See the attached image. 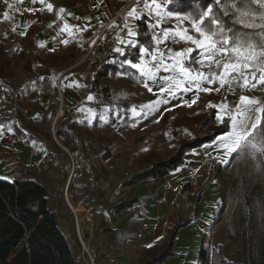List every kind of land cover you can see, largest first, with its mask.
Segmentation results:
<instances>
[{
  "label": "crops",
  "instance_id": "1",
  "mask_svg": "<svg viewBox=\"0 0 264 264\" xmlns=\"http://www.w3.org/2000/svg\"><path fill=\"white\" fill-rule=\"evenodd\" d=\"M8 2L13 3L15 7L9 9L5 0H0V43L12 50L5 73L10 80H13L11 77L13 70V65H11L12 57L15 55L17 58H21L20 65L24 67V75L28 74L29 79L28 83L24 85L25 95L28 94L30 96H26V100H38L43 105L48 103L49 95L43 92V85H39L36 81L42 77H51L57 82V77L60 76L61 80L58 82V89L63 90L66 110L74 107L75 120L79 122V119H81L80 121L86 124L88 123L87 117L79 118L80 113H83L80 109L91 108L97 115L99 113L98 110L105 107L108 109L109 115V105H114L117 101H124L129 95L132 97V103L129 107H115L114 109L116 119L119 117L121 121L122 118L127 117L131 119L130 123L124 126L121 121L122 126L120 129H114V131L111 130L109 132L102 131L101 135L96 134L98 140L106 138L108 143L101 145L92 144L90 147L87 136H85V133L83 134L88 146L87 157L89 166L96 172V176L93 178L96 186L92 194L94 199H91L88 205L76 201V204H80L76 206L75 204L72 205L69 196L65 193L68 197L70 209L76 214L78 219V235L87 247L94 264H135L143 257L145 250L163 242L166 231L174 225V215L177 209L181 212V218L193 215V219L191 223L179 229L172 248L174 254L164 259L160 264H212V250L219 245L223 246L222 251L225 258L229 261L234 260L237 256V244L225 236L222 223L210 229L214 208L221 196L218 183L213 181L208 184L195 210L193 208L188 210L186 207L191 204V198L188 195H191L195 187L203 183L207 178L212 158L219 162H221V158L228 160L229 157H223V151L216 146L218 138L224 133L219 134L212 141L186 152L182 164L170 174L161 178L146 177L135 187L124 184L132 173L146 167L145 160L152 152L159 154L168 152L171 140L179 134L178 121H176V125L171 126L174 134L166 133L169 128L165 127L155 141L149 142L145 139L141 142H136V138L139 135L148 131H138L135 134L133 133L130 138L128 137L133 132L131 129L133 124L136 123L137 125V123L145 119L143 116L133 117L131 108L146 104L160 97L168 101L176 100L172 107L163 106L159 114L160 117L164 112H167L166 116L172 115V113H175L174 109H177L180 104L192 97L194 92L191 90L178 91L175 96H168L165 93L161 97L158 86L162 83L160 77L173 75L172 72H164L162 69L157 73V83L147 81L143 77L142 81L134 83L131 78H128L121 71H116L114 74L107 73L102 76L97 87L92 86V72L97 64L94 58V47L98 42L102 41L104 32L109 30L114 32L112 52L117 53L115 51L116 47L124 48L126 44H118L117 37L125 40L132 39L127 36V29L124 28V18L131 8L136 7L139 14L137 18H128L127 20L129 26L134 30L137 25V19L142 13H145L149 17L147 25L151 34L154 33L162 38L165 31L170 33L169 38L158 46L159 50L165 53V60L169 64L172 63L171 60L167 59L169 49L177 52L188 48V43L180 40L174 34L181 29L191 28L190 21L176 19L177 16L181 18L184 16L168 11L164 0H157V3L161 5L162 16L159 24L154 29L152 26L156 25L157 22L155 12H149L148 9L144 8L143 2L138 4L137 0H103V2L101 0H45L44 4L39 3L38 0L36 3H30L28 0H25L24 3H19L18 0H8ZM47 3L53 5V11L49 12L47 10ZM148 3L151 4V0H148ZM60 8L65 9V13L62 16L57 14ZM4 13H8L10 17L8 20L4 19ZM167 13H172L173 15L168 16ZM65 21L72 26L73 34L60 33V27L63 26ZM113 25H116V27H110ZM77 26L79 28L87 26V31H77ZM120 31L124 32V36H120ZM21 32L26 34L21 35ZM62 40H67L68 43L65 45L61 42ZM92 41H95V43H92ZM41 43H43V47L39 46ZM156 47L154 42L151 51H155ZM185 63L190 68L189 62L186 61ZM233 75H236L237 78H242L236 73H233ZM13 81L16 85V91L21 94L16 81ZM145 83H148L153 88L152 92H149L144 87ZM124 86L127 93L121 99ZM230 90L231 88L227 89L223 99L224 101L228 98L231 99L230 102L232 104L228 111H232V106L238 102L239 97L242 95L264 101V84H260L254 89L238 86L236 93L234 92L233 95H231ZM88 95H92L94 100L88 101L86 99ZM25 103L26 101L22 102V104ZM13 108L14 102L9 97L6 100L5 98L0 100V115L8 116L12 114ZM28 108L36 111L31 106H28ZM116 109L117 111L115 112ZM217 110L219 111V109ZM27 115L26 113V118ZM155 120L157 121V118ZM91 122L96 126L95 122H98L97 125H99L100 121L95 117ZM213 124H220L215 116ZM9 127L8 125H0V132L3 133L2 138H0V176L18 163L34 168L39 179L46 186L49 208L60 212L57 224L69 240L76 263L89 264V257L80 253L81 243L76 239L75 234L71 232V227L67 226L65 218L62 216L64 211H62L60 204V190L64 184V178H62L63 170L59 168L57 175L53 173L58 166L55 158L48 170L41 169L38 163L45 160L43 146L38 145V142L36 143V141L31 139L22 140L18 138L12 129L8 131ZM81 129L83 130L84 128L81 127ZM138 129L140 130L141 128ZM56 138L58 139V137ZM161 141L165 144L164 149H161L163 147ZM126 144L132 145L130 150ZM95 149L101 150V153L96 154ZM126 153H129L130 157ZM71 160L73 161L72 156ZM131 165H141L140 167L142 168H132L129 172ZM102 166L109 169V174L97 176L99 173L98 169L102 168ZM66 167L67 173L69 166L67 165ZM72 169L73 171L75 169L79 171V168L74 165ZM39 170L42 171V175ZM70 174L71 172L66 176L67 181L72 178V176L69 178ZM44 176H46V179H44ZM47 180L51 182V185L46 182ZM185 183L189 184L187 195L182 199H178V192ZM152 187L156 188L157 194L153 199H148L147 204L143 208L136 205L132 209H122L118 213H113L112 210L107 209V207L115 204L128 194L133 196L147 195V192ZM76 210H83L81 223L78 218L80 214ZM133 227L139 229L138 236L128 239L124 244L114 246L113 230H127ZM107 228L110 230H107ZM202 246L206 251L203 261L200 260V249Z\"/></svg>",
  "mask_w": 264,
  "mask_h": 264
},
{
  "label": "trees",
  "instance_id": "2",
  "mask_svg": "<svg viewBox=\"0 0 264 264\" xmlns=\"http://www.w3.org/2000/svg\"><path fill=\"white\" fill-rule=\"evenodd\" d=\"M166 9L181 16L193 17L205 10L211 2L214 12L220 17L225 28H231L237 33H246L251 38L252 43L261 42L259 29L244 28L237 23L239 11L245 10L244 4L248 0H222V4L227 8V15L224 10L216 6L214 0H164ZM235 4L236 8L232 5ZM251 11L259 13L264 11L256 4H248ZM149 17L142 13L137 19L135 30L139 36L135 39L139 44H143L153 49L154 41H151V32L148 29ZM190 21V19H189ZM259 23L260 21H256ZM147 33V35L145 34ZM114 32L106 30L102 41L94 47V58L97 64L92 72V86L98 85L102 76L107 73L114 74L121 71L134 83L140 82L143 78L137 70L131 69L126 60L137 62V48H132L127 44L124 46L125 54H117L113 51L112 38ZM231 35V33H229ZM12 50L0 43V89H6L10 100L14 102V111L8 116L0 115V125H8L22 140H34L41 143L45 152V160L38 163L41 169L48 170L53 164L56 153L51 149L49 143L39 140L35 133L26 129L24 121L28 106L34 108L40 114V120H47L49 108L56 109L58 100L54 89L56 80L51 77L37 79V83L43 85V92L49 95L48 107L38 100H26V96L16 91V85L10 80L5 70L9 62ZM114 58V59H113ZM113 59V61H111ZM215 67V72L219 71ZM227 87L221 89L218 100H211V105L198 110L193 116V134L185 137L178 134L171 140L170 150L164 153L152 152L146 158V167L132 173L125 181V185L135 187L146 177H164L179 167L184 159V154L194 147H199L206 142L212 141L226 129L222 124L214 125V115L218 112V101L223 100ZM214 97V94H206ZM217 95H215L216 97ZM25 104H22V102ZM132 103L131 95L124 101H117L110 106L107 125L115 123V107L127 108ZM75 108L66 110L65 116L57 119L53 133L59 138L62 145L73 157L74 166L79 168L81 174L86 175L90 171L87 157V141L83 137V130L79 122L74 118ZM164 112L160 117L159 124L152 130L141 134L136 138V142L147 139L155 141L165 129ZM227 119V117H226ZM131 119L122 118L124 126L130 123ZM98 122H95L97 125ZM255 143L258 147H264V114H262L261 125L254 131ZM53 146L60 150L58 143L53 141ZM100 154L101 150H94ZM227 163H222L212 158L210 170L203 183L196 186L193 193L188 195L191 204L187 209L195 210L200 202L203 191L209 183L216 181L221 192L220 199L214 208V216L211 220L210 229L222 223L225 236L235 241L237 244V256L229 261L223 254V246L214 248L212 264H264V153L260 151H246L238 155L233 154ZM67 170L66 176L70 172ZM10 178L0 176V264H77L72 254L69 240L60 226L57 218L60 212L51 210L48 206L47 190L44 182L38 177L37 171L32 167L21 165L13 166L8 171ZM77 174L73 171L72 178ZM87 185L85 183H75V200L84 203L87 196ZM189 184L185 183L178 192V199L187 195ZM156 188H150L147 195L133 196L128 194L119 199L115 204L107 207L113 213H118L122 209H132L138 205L143 208L148 199L156 196ZM193 215L181 218L179 209L174 215V225L165 233V239L160 245L149 247L143 253V257L135 264H160L167 257L174 254L172 251L177 232L180 228L191 223ZM107 230H110L107 228ZM114 246L124 244L128 239L136 238L139 229L136 227L127 230H113ZM200 260L203 261L206 251L203 246L200 249Z\"/></svg>",
  "mask_w": 264,
  "mask_h": 264
},
{
  "label": "snow or ice",
  "instance_id": "3",
  "mask_svg": "<svg viewBox=\"0 0 264 264\" xmlns=\"http://www.w3.org/2000/svg\"><path fill=\"white\" fill-rule=\"evenodd\" d=\"M19 3H24L25 0H18ZM30 3H36L37 0H28ZM39 3L44 4L45 0H38ZM103 2V0H101ZM143 2L144 8L149 12H155L157 17L156 25H153L154 29L160 22L162 13L160 11L161 5L157 3V0H151V4L148 0H137V3ZM7 7L12 9L15 7L13 3H9L5 0ZM216 6H219L224 10L227 15V8L222 4V0H214ZM248 4H256L259 9L264 10V0H248V3L244 4V9L239 11V18L237 23L241 24L244 28L259 29V35L264 38V11L259 13L253 12L249 9ZM236 8V5H232ZM46 8L49 12L53 11V5L51 3L46 4ZM31 10V9H29ZM65 13V9L60 8L58 15L62 16ZM4 19L8 20L10 17L8 13H4ZM69 15H71L69 13ZM138 11L136 7L131 8L126 16L124 28L127 29V36L132 39H123L117 37V42L120 45L127 44L132 48H137L139 42L135 39L139 36V32L134 30L127 23L128 18H137ZM168 16H172V13H167ZM178 20H189L191 23V30L197 35L190 34L189 29L184 28L175 32V36L180 40L195 45V49L189 47L182 51L173 52L171 49L168 51L167 59L171 60L169 64L165 60V53L159 50V45L164 43L170 36L168 31L163 33V37H159L156 34L151 35V41L155 42L156 50L150 51L149 47L139 44L137 52V62L133 60H126L125 63L131 68L137 70L139 75L145 78L147 81L157 83V73L161 71L172 72L171 76L160 77L161 84H159V92L161 97L167 93L168 96H175L178 91H190L194 86L197 91L211 92L219 91L220 88H231L234 82L239 83L242 88H256L260 84H264V39L259 43H252L251 38L246 33L234 32L231 28H225L222 24L220 17L214 12L211 2L205 7V10L199 12L193 17L185 16L183 18L177 16ZM256 21H260L257 23ZM51 27V25H49ZM58 27H60L58 25ZM116 27V25L110 26ZM77 31H87V26L79 28ZM15 31V29H13ZM73 34L72 26L66 21L63 26L60 27V33ZM231 33V35H229ZM21 35L26 33L21 32ZM147 35V33H145ZM65 45L67 40H62ZM95 43V41H92ZM43 47V43L39 45ZM195 50H200L201 59L195 60L194 63L205 65L209 67V73L205 74L198 69L193 70L186 66V61L191 59V53ZM115 51L121 55L125 54V50L122 47H116ZM150 55L151 60H146L145 56ZM217 57H220L219 59ZM215 64L218 69H221L219 73L211 71V65ZM242 77V80H238L236 75ZM219 82V88L201 87V84L206 82L208 84H214ZM254 81V82H253ZM187 84V86H186ZM71 86V85H69ZM79 86V85H77ZM144 87L152 92L153 88L148 83L144 84ZM88 101H93L94 97L88 95L86 98ZM167 99L158 97L157 99L143 105H139L131 108L133 117H147L151 112L158 110V105L167 104ZM187 103V102H186ZM196 103L193 99L187 106L191 107ZM209 107H215L209 105ZM229 105L222 104L219 106V112L215 115L216 120L222 124L226 131L218 138L217 147L223 151V157H231L233 154H239L246 151H260L264 153V147H258L256 145L254 131L260 127L262 114H264V101L252 98L248 96H240L237 103L232 106V111H228ZM80 111L86 112L89 123L96 117V113L91 108L80 109ZM108 109L105 108L104 113L100 115V120L105 123L108 122L107 117ZM227 117V119H226ZM11 131V128H8ZM3 133L0 132V138ZM222 163L228 161L221 158ZM151 246V245H149Z\"/></svg>",
  "mask_w": 264,
  "mask_h": 264
},
{
  "label": "rangeland",
  "instance_id": "4",
  "mask_svg": "<svg viewBox=\"0 0 264 264\" xmlns=\"http://www.w3.org/2000/svg\"><path fill=\"white\" fill-rule=\"evenodd\" d=\"M189 32L193 36L197 35L193 30H191V28H189ZM187 47L188 48L192 47L193 49H195V45H192L190 43L187 44ZM199 52H200V50L193 51V53H191V59L188 60L187 62H189L188 64L190 66V69H193V70L198 69L199 71H202L205 74H208L209 73V67L207 66V62H205L204 66H201L200 64L194 63L195 60L201 59V55ZM150 58H151L150 55H146L145 59L150 60ZM217 58L219 59L220 57H217ZM20 59L21 58H17L15 55L12 57L11 65H13L12 66L13 70L11 72V77L13 80L16 81V84H17L18 89L20 90V93L22 95H25V86L24 85L26 83H28L29 79H28V74L24 75L25 71H24V67L22 65H20ZM215 67H216L215 64L211 65V71L215 72ZM220 71H221V69L219 71H217V73H219ZM237 79L242 80V78H237ZM60 80H61V78H60V76H58L56 86H55V90H54V93L56 94V99L58 100V105H57L56 109H53V108L48 109L47 120L46 121L40 120V114L37 111H33L30 108H28V111H27L28 115H27V118L23 124H24L26 129L30 130L32 133H35L36 137L39 140H41V141L44 140L47 143H49V145L51 146V149L56 153L55 162H56V164L58 162V166H57L58 168L56 167V170L53 173L55 175H57L58 169L61 168V170H63L62 178H64V180H63L64 184H63V186H61V190H60V196H61L60 204H61L62 211H64L62 216H64L65 223H67V226L71 227V232L75 234L76 239L78 241H80L78 239V236H79L78 235V233H79L78 227H79V225L77 224L78 222L76 223V221H77L76 214L73 213V211H71L70 206L66 200L65 193H67V196H69V200L72 203V205L73 204H75L76 206L80 205V204L75 203L76 202L75 195H74L75 183H85L87 185V189H86V191H87L86 198L87 199H85L84 204L88 205L90 200L94 199L92 194L94 193L96 186H95V181H93V178L96 176V172L93 168L90 169V171L86 175L81 174L79 171H77V174L74 175V177L69 180L70 182L67 181V178L65 176V173H66L65 168H67L66 166L68 165L69 168L72 170L73 165H74L73 161L71 160V155L68 152H66V150L63 149L61 146H60V150H58V149L56 150L53 146V141H54V138L52 137V135H53L52 130H54L53 125H54V127L56 126L57 119L63 117L65 115V111H66V105H65L64 100H63V95H64L63 90L58 89V82ZM238 84L239 83H236V82H234L232 84V87L230 90L231 95H233L234 92L236 93L237 87L239 86ZM201 87H209V88H213V89L219 88V82L217 81L214 84H208V83L204 82L201 84ZM221 89L222 88H220L219 91L213 90L211 92H203V91H197L195 89V87L193 86L192 90H191L192 92H194L192 97H189L188 100L183 102L182 104H180V105L178 104L179 106L177 107V109H174L175 113L174 114L172 113V115H168L164 118L165 119V127L169 128L168 132H166V133H171V134L173 133L174 134V132H172L171 126L176 125L175 122L178 121L179 134H182L185 137H189L190 135H192L193 134L192 133L193 132L192 131L193 130V119H192L193 116L197 113L198 110H203L204 108H206L210 104H212L211 100L217 101L219 94L221 93ZM122 91L123 92L121 94V97H122L121 99H123L127 93L125 86L123 87ZM206 94H214V97H211L210 95L208 96ZM3 95H4L3 98H5V100H6V98H8L7 91H3ZM215 95H217V96L215 97ZM25 96L30 97L28 94H26ZM193 99L196 100V103L192 104L191 107H188L187 105L189 103H191V101ZM175 101L176 100L168 101L167 104L158 105L157 111L151 112L142 122L137 123V125H136V123H134L132 126L133 128H131L133 132L128 137L130 138V136H132L133 133L135 134L138 131H143V132L151 131L153 128H155L159 124L158 122H160L159 121V117H160L159 114L161 113L163 106L167 105L168 107H172V106H174ZM230 101H231V99L228 98L225 101L220 100V101H218V103L220 105H222V104L229 105V103H230V105H229V109H230L231 104H232ZM147 103H149V102H147ZM47 104L48 103H44V106L48 107ZM219 104L217 105V109H219L218 108L220 106ZM104 110H105V107L98 110L99 113L96 115V117L98 118V121H100L99 125L94 126L92 124V122L89 123V120L87 118L86 119H87L88 123L83 124V122L80 121L81 119H79L81 127L84 128L83 131L85 133V136H87L86 138L90 142V145H89L90 147L92 146V144L101 145V144L108 143V140L106 138H102V139L98 140L96 137V134L101 135L102 131L103 132H106V131L109 132L111 130L114 131V129L115 130L120 129L122 126V123H121L119 117L115 120L116 122L112 126H108L104 121L100 120L99 117L101 114L104 113ZM116 111H117V109L115 110V112ZM31 114H33V115H31ZM107 115H108V112H107ZM83 116L87 117V114L84 112L80 113L79 118H83ZM155 118H157V121L155 120ZM138 128H141V129L139 130ZM166 139H167V137H166ZM37 144L42 146L41 143H39V142ZM135 144H139V143H135ZM161 145L163 146V147H161V149H164L165 144L163 141H161ZM126 146L130 150L132 145L129 146L128 144H126ZM126 155L128 157H130L129 153H126ZM140 166L141 165H139V166L138 165H135V166L131 165V168H129V172L131 171L132 168L141 169L142 167H140ZM98 171H99V173L97 176L109 174V169H107L103 166H102V168L98 169ZM39 172L42 175V171L39 170ZM1 176L5 177V178L11 177V175H9L8 172H5V174L1 175ZM44 179H46V176H44ZM46 182H48V184L51 185V182H49L48 180ZM81 214L78 217L80 223H81Z\"/></svg>",
  "mask_w": 264,
  "mask_h": 264
},
{
  "label": "built area",
  "instance_id": "5",
  "mask_svg": "<svg viewBox=\"0 0 264 264\" xmlns=\"http://www.w3.org/2000/svg\"><path fill=\"white\" fill-rule=\"evenodd\" d=\"M120 36H124V32L123 31H120ZM3 91H5V89H0V100H3ZM66 196V195H65ZM66 200H67V202H68V197L66 196ZM76 218H77V216H76ZM78 220V219H77ZM76 223H77V221H76ZM78 224V223H77ZM78 239L80 240V253L82 254V255H86V256H88L89 257V264H94V262H93V260H92V257H91V255L89 254V252H88V249H87V247L85 246V244H83V240H81V238H80V236H78Z\"/></svg>",
  "mask_w": 264,
  "mask_h": 264
},
{
  "label": "water",
  "instance_id": "6",
  "mask_svg": "<svg viewBox=\"0 0 264 264\" xmlns=\"http://www.w3.org/2000/svg\"><path fill=\"white\" fill-rule=\"evenodd\" d=\"M53 128H54V125H53ZM52 131H53V130H52ZM52 137L54 138V141H55L56 143H58L59 146H61L63 149L66 150V152H68L67 149L62 145V143L59 142V140L56 138V136H55L54 133H53ZM68 153H69V152H68ZM72 172H73V169H72V171H71V174H70L69 178L72 176Z\"/></svg>",
  "mask_w": 264,
  "mask_h": 264
},
{
  "label": "bare ground",
  "instance_id": "7",
  "mask_svg": "<svg viewBox=\"0 0 264 264\" xmlns=\"http://www.w3.org/2000/svg\"><path fill=\"white\" fill-rule=\"evenodd\" d=\"M62 104V103H61ZM79 214L83 212V210H76Z\"/></svg>",
  "mask_w": 264,
  "mask_h": 264
}]
</instances>
